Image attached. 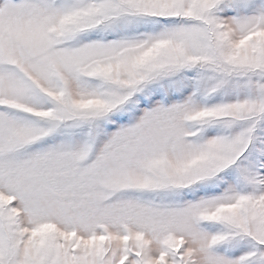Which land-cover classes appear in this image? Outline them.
I'll return each mask as SVG.
<instances>
[{
    "label": "snow or ice",
    "instance_id": "1",
    "mask_svg": "<svg viewBox=\"0 0 264 264\" xmlns=\"http://www.w3.org/2000/svg\"><path fill=\"white\" fill-rule=\"evenodd\" d=\"M0 264H264V0H0Z\"/></svg>",
    "mask_w": 264,
    "mask_h": 264
}]
</instances>
